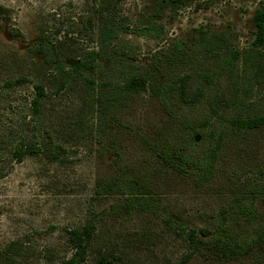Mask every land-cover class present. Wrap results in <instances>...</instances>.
I'll list each match as a JSON object with an SVG mask.
<instances>
[{"label": "rangeland", "instance_id": "1", "mask_svg": "<svg viewBox=\"0 0 264 264\" xmlns=\"http://www.w3.org/2000/svg\"><path fill=\"white\" fill-rule=\"evenodd\" d=\"M260 8L264 0H0V264H63L74 253L70 231L89 223L96 225L101 240L82 264H99L102 255L111 264H264L262 241L253 240L249 250L229 257L210 248L200 234L192 245L165 217L198 231L228 209L230 224L255 238L264 222V194L251 220L234 211L244 195L252 197L254 182L264 181L259 171L264 164L261 132L229 153L208 183L178 174L158 179L153 190L167 202L165 216L140 208L129 211L126 191L97 192L101 180L120 174L122 162L115 160L108 144L116 142L124 162L132 166L145 163L148 151L130 128L116 138L107 133L104 145L91 134L92 128L82 122L87 120L89 83L81 77L61 89L57 67H70L86 52L99 50L102 29L112 17L125 29L111 46L110 57L88 70L87 76L98 83L121 76L118 61L125 54L118 48L127 51L130 65L148 66L156 52L168 51L180 40L189 48L199 46L195 59L207 47L210 51L204 53L212 60L213 50L227 44L255 54L261 66L264 47L253 44L254 15ZM153 24L154 34L137 31ZM201 29L210 35L202 45L197 42ZM200 65L195 64L199 71ZM185 71L195 72L190 67ZM241 74L240 68L236 75ZM21 77L29 81L16 82ZM38 83L49 94L40 116L32 105ZM124 117L134 132L154 134L169 124L160 101L149 91H143ZM21 134L56 141L60 158L41 152L17 161L10 148ZM10 245H19L20 252H10L14 258L7 260L4 251Z\"/></svg>", "mask_w": 264, "mask_h": 264}, {"label": "trees", "instance_id": "2", "mask_svg": "<svg viewBox=\"0 0 264 264\" xmlns=\"http://www.w3.org/2000/svg\"><path fill=\"white\" fill-rule=\"evenodd\" d=\"M254 25L253 44L262 48L264 8L255 13ZM123 29L125 28L120 22L112 17L105 22L102 29L99 50L86 52L70 67L57 65L62 76L60 88L82 77L92 90L88 92L85 103L87 120L82 118V122H87L86 125L92 128L91 134L104 145L107 133L116 138L123 130L130 128L135 138L148 151L145 163L140 161L132 166L124 162L116 142H110L108 149L113 155H117L115 160L122 162L119 164L120 174L115 178L101 180L97 192L106 195L115 189L124 190L130 200L125 203L129 211L140 208L165 216L167 202L153 190L158 179L162 182L171 174H178L192 178L197 184L208 183L216 177L222 161L229 153L239 149L255 132H261L264 136V65L259 66L255 54H244L227 44L213 50L212 60L209 59V54L204 53L207 47L203 45L205 48L200 50L203 55L195 59L199 46L193 44L189 48L185 41L180 40L176 41L170 50L156 52L152 64L148 66L130 65L127 51L118 48L117 52L123 51V55L125 54V58L118 61L121 76L98 83L92 76H87V72L97 61L110 57V48L115 39L120 38ZM155 30L156 25L153 24L137 31L154 34ZM200 31L197 42L201 45L202 41L209 42L208 31ZM242 61L245 65L241 67ZM195 64H201L203 71L197 70ZM185 66L195 72L185 71ZM240 68L243 74L238 77L236 71ZM22 81L29 80L26 77L16 80ZM35 90L32 105L35 114L40 116L43 113V100L49 94L40 83L35 84ZM239 90H243L245 94H241ZM143 91H149L152 96L158 98L169 118V124L154 134L140 130L134 132L124 117L125 111L136 102ZM39 139L31 140L21 134L10 151L17 161H21L27 154L38 155L41 152L51 159L60 158V151L54 150L56 141ZM259 171L264 178V164L260 165ZM250 194L252 197L244 195V200L237 204L234 211L244 214L249 220L254 218L258 211V198L260 194H264V181L254 182ZM229 212L228 209L222 210L217 215L219 217H212L211 225L200 227L199 232L182 220L165 217L170 226L174 223L180 234L188 236L192 245H196L201 235L206 238L205 243L215 251L221 252V255L230 257L247 251L253 246V240L262 241L263 245L264 222L257 230V236L249 237L240 232L234 224H230ZM96 229L94 223H89L83 230L70 231L74 253L63 264H82L87 260L90 252L99 247L101 239ZM9 247L4 251L7 260L14 258L10 252H20L19 245ZM2 258L3 256H0V259ZM111 263L112 260L105 255H102L99 261V264Z\"/></svg>", "mask_w": 264, "mask_h": 264}]
</instances>
